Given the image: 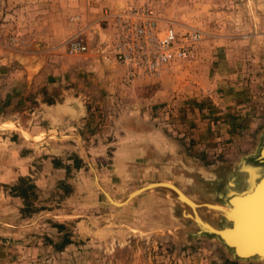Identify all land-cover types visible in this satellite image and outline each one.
<instances>
[{
    "label": "rangeland",
    "instance_id": "rangeland-1",
    "mask_svg": "<svg viewBox=\"0 0 264 264\" xmlns=\"http://www.w3.org/2000/svg\"><path fill=\"white\" fill-rule=\"evenodd\" d=\"M146 5L199 41L189 61L126 82L110 41ZM71 100L80 113H60ZM150 136L243 186L228 166L264 138V0H0V264H241L136 213L135 197L164 191L136 194L157 180L126 169L159 157Z\"/></svg>",
    "mask_w": 264,
    "mask_h": 264
},
{
    "label": "bare ground",
    "instance_id": "bare-ground-1",
    "mask_svg": "<svg viewBox=\"0 0 264 264\" xmlns=\"http://www.w3.org/2000/svg\"><path fill=\"white\" fill-rule=\"evenodd\" d=\"M58 108L60 113L65 115L68 112L73 116L80 113L81 107L78 102L71 100ZM252 154L242 156L235 164L228 166L231 173L241 175V188L236 187L235 177L226 174L224 166H212L210 169L200 166L197 169L203 185L181 191L191 180L197 163L175 150L165 162L161 160L165 154L159 155V158L149 155L152 158L150 161H134L127 164L126 169L133 172L151 170L147 174L153 177L152 181H157L144 185L136 194L154 187L164 190L167 217L187 228L184 230L185 240L193 242L205 238L206 241L217 243L232 261L264 264V145L255 156ZM176 178L183 182L178 189L169 182Z\"/></svg>",
    "mask_w": 264,
    "mask_h": 264
},
{
    "label": "built area",
    "instance_id": "built-area-1",
    "mask_svg": "<svg viewBox=\"0 0 264 264\" xmlns=\"http://www.w3.org/2000/svg\"><path fill=\"white\" fill-rule=\"evenodd\" d=\"M199 34H178L171 26L158 25L154 9L146 5L118 19L110 41V56L122 70L126 82L159 77L176 62L193 58ZM73 51H84L75 42Z\"/></svg>",
    "mask_w": 264,
    "mask_h": 264
},
{
    "label": "crops",
    "instance_id": "crops-1",
    "mask_svg": "<svg viewBox=\"0 0 264 264\" xmlns=\"http://www.w3.org/2000/svg\"><path fill=\"white\" fill-rule=\"evenodd\" d=\"M153 136H150L149 138V142H153L154 145V151L157 150L159 152V155H162V154H170V151H167L165 148H167L169 145L167 144V142H163L161 139H158L157 141H160V142H157L156 140H153L154 137L152 138ZM162 141V142H161ZM167 145V146H166ZM152 149V148H151ZM171 150H173V148H171ZM174 151V150H173ZM132 152H130L131 154ZM153 157V156H152ZM155 157H157L155 155ZM159 158V157H158ZM152 158L148 157L147 155H145L143 158L141 159H136V158H133V159H130L128 160V162L126 163L127 164H130V163H133L134 161L135 162H143L146 160L147 161H150ZM162 160V158H161ZM197 164L195 165V172H193V175H191V180H189L185 185L184 187L181 189V191H184V189H188V188H192V190L194 188H199L203 185L204 182H201V178L199 177V173H198V167H200L201 165L199 164V162H196ZM202 168V167H201ZM205 168V167H204ZM211 167H208L207 169H210ZM149 173H151V170H148ZM153 177H150L149 175L147 176L146 180H152ZM152 182V181H150ZM170 183H172V185L174 184L175 188L178 189L180 188V183H183L179 178H176V179H172V180H169ZM195 186V187H194ZM194 187V188H193ZM150 193V194H149ZM148 194H145V196H142L141 198H137L135 197V200H134V203L136 204V213H139L143 216H145V220L147 221L148 223V215H154L156 218H159V221H155L153 224L149 223L150 228H155V227H164V226H173L174 222L171 221V219L169 218H164L163 215H167L165 213L166 209H165V202L163 200V198L165 197L164 196V191L163 192H149ZM149 196V197H148ZM150 198V199H149ZM147 216V217H146ZM165 220L166 219V224L164 223V221L162 222V220ZM157 222H159L157 224ZM178 224V223H177Z\"/></svg>",
    "mask_w": 264,
    "mask_h": 264
},
{
    "label": "trees",
    "instance_id": "trees-1",
    "mask_svg": "<svg viewBox=\"0 0 264 264\" xmlns=\"http://www.w3.org/2000/svg\"><path fill=\"white\" fill-rule=\"evenodd\" d=\"M31 188H32V186H29V187L28 186H24V187L22 186V189H23V192H22L23 196L22 197H25V202L28 201V196L31 195V193L29 192ZM65 243H69L67 238H63V240H62V244H65Z\"/></svg>",
    "mask_w": 264,
    "mask_h": 264
},
{
    "label": "water",
    "instance_id": "water-1",
    "mask_svg": "<svg viewBox=\"0 0 264 264\" xmlns=\"http://www.w3.org/2000/svg\"><path fill=\"white\" fill-rule=\"evenodd\" d=\"M262 144V143H261ZM261 144H260V146L258 147V149H257V152L261 149V147L264 145V143L262 144V146H261ZM257 154V153H256Z\"/></svg>",
    "mask_w": 264,
    "mask_h": 264
}]
</instances>
